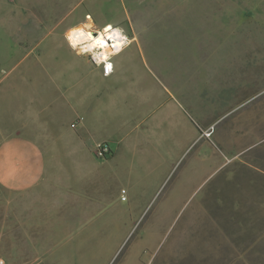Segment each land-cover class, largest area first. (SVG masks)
<instances>
[{
	"label": "rangeland",
	"instance_id": "1",
	"mask_svg": "<svg viewBox=\"0 0 264 264\" xmlns=\"http://www.w3.org/2000/svg\"><path fill=\"white\" fill-rule=\"evenodd\" d=\"M73 25L136 37L117 57L125 87L179 106L193 139L152 199L88 213L74 204L66 227L51 217L53 234L20 225L14 236L0 218V264H264V0H0V52ZM62 48V64L84 66ZM234 120L237 131L220 137Z\"/></svg>",
	"mask_w": 264,
	"mask_h": 264
},
{
	"label": "crops",
	"instance_id": "2",
	"mask_svg": "<svg viewBox=\"0 0 264 264\" xmlns=\"http://www.w3.org/2000/svg\"><path fill=\"white\" fill-rule=\"evenodd\" d=\"M28 24L56 25L37 19ZM71 27L58 36L53 28L49 43L36 36L13 39L0 52V218L14 236L20 225L30 233L44 226L53 234L52 219L66 227L77 215L74 204L88 213L114 198L152 199L171 172L174 151L187 150L193 139L179 106L166 98L139 99L142 85L125 87L120 54L113 72L104 75L73 49L66 39ZM62 47L86 57L84 66L62 64ZM211 127L201 128L200 136L211 138L205 135ZM232 131L236 120L225 122L220 137ZM101 144L109 149L105 157L96 155ZM37 200L44 210L37 211ZM5 242L11 245L10 238Z\"/></svg>",
	"mask_w": 264,
	"mask_h": 264
},
{
	"label": "built area",
	"instance_id": "3",
	"mask_svg": "<svg viewBox=\"0 0 264 264\" xmlns=\"http://www.w3.org/2000/svg\"><path fill=\"white\" fill-rule=\"evenodd\" d=\"M77 27V26H74ZM88 38L81 41L77 45L73 44L70 38V31L66 33V39L69 45L77 50L79 53L87 55L94 65L101 68L104 75H110L114 70V57L124 47L130 44L132 38L130 35L119 26L107 25L104 28H98L93 25H84ZM75 124H72L74 126ZM206 136L210 135V132L205 133ZM108 146L101 144L96 150V155L99 157H105L108 153ZM125 193V190H122ZM125 197H123L124 199Z\"/></svg>",
	"mask_w": 264,
	"mask_h": 264
},
{
	"label": "bare ground",
	"instance_id": "4",
	"mask_svg": "<svg viewBox=\"0 0 264 264\" xmlns=\"http://www.w3.org/2000/svg\"><path fill=\"white\" fill-rule=\"evenodd\" d=\"M73 32H74V34H73ZM85 32H86L85 27H82L81 29H79V28H77L75 30L73 29V31H71L69 33L73 44L77 45L81 41L86 40L88 38V36Z\"/></svg>",
	"mask_w": 264,
	"mask_h": 264
}]
</instances>
